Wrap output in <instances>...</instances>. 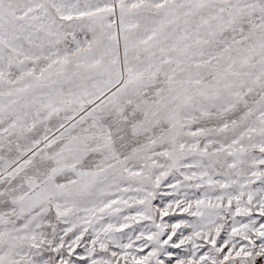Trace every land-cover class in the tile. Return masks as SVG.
<instances>
[{
  "label": "snow or ice",
  "instance_id": "1",
  "mask_svg": "<svg viewBox=\"0 0 264 264\" xmlns=\"http://www.w3.org/2000/svg\"><path fill=\"white\" fill-rule=\"evenodd\" d=\"M0 264H264V0H0Z\"/></svg>",
  "mask_w": 264,
  "mask_h": 264
}]
</instances>
